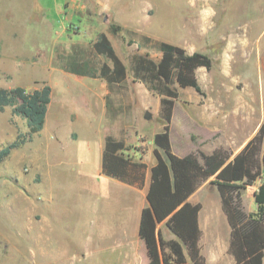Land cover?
I'll list each match as a JSON object with an SVG mask.
<instances>
[{
  "label": "rangeland",
  "instance_id": "rangeland-1",
  "mask_svg": "<svg viewBox=\"0 0 264 264\" xmlns=\"http://www.w3.org/2000/svg\"><path fill=\"white\" fill-rule=\"evenodd\" d=\"M234 1L231 7L221 6L216 36L204 40L234 37L242 42L227 53L218 45L205 47L211 68L195 71L203 95L177 87L170 140L179 156L218 148L234 156L264 122V0ZM184 10L182 0H0V88L32 90L49 84L51 111L56 113L31 142L0 164V264H118L121 249L101 236L119 223L126 209L127 217L136 211L144 192L130 186L116 192L112 181L98 176L100 138L111 135L123 141L125 156L148 168L154 163L151 141L163 128L161 97L133 79L129 61L134 54L159 58L143 41L146 36L136 31L157 41L196 43L198 32L184 20ZM111 24L121 27L119 34L111 32ZM101 32L109 37L127 76L109 85L103 124L96 122L91 132L84 117L77 125L69 117L81 99L63 108L68 99L65 76L51 67L97 73L103 63L110 65L92 50ZM221 32L223 40L218 38ZM70 129L79 130L78 141L64 140ZM26 131L25 121L11 116L9 108L0 112V148ZM49 161L53 174L48 173ZM262 182L243 191L246 213L255 211L253 194ZM198 197L204 205V238L219 243L223 264H233L215 186L204 183Z\"/></svg>",
  "mask_w": 264,
  "mask_h": 264
},
{
  "label": "trees",
  "instance_id": "trees-1",
  "mask_svg": "<svg viewBox=\"0 0 264 264\" xmlns=\"http://www.w3.org/2000/svg\"><path fill=\"white\" fill-rule=\"evenodd\" d=\"M109 27L114 35L121 31L119 25ZM142 38L151 44L159 58L155 61L147 54H134L130 57L129 71L133 79L161 97L159 117L163 123L162 130L152 139L155 164L150 168L147 206L141 209L139 219L138 237L144 242L147 264H205L198 247L201 205L191 204L187 199L207 181L220 196L221 210L230 228L227 251L234 264H263L264 122L234 156L223 148L210 154L201 151L185 156L174 154L169 131L175 100L179 97L177 87L192 88L203 95L195 71L209 70L212 61L203 53L189 54L179 46ZM92 50L110 63L101 65L100 77L109 84H120L126 79L125 66L104 33H99ZM50 100L51 87L45 83L32 90L20 86L0 88V112L9 108L11 116L24 120L27 127L25 133H18L12 142L0 148V164L43 129ZM124 149L123 141L110 135L105 137L100 174L141 188L146 165L125 156ZM258 180L263 182L253 194L255 211L246 213L242 208L243 191ZM161 222L179 241L162 239L156 229Z\"/></svg>",
  "mask_w": 264,
  "mask_h": 264
},
{
  "label": "crops",
  "instance_id": "crops-1",
  "mask_svg": "<svg viewBox=\"0 0 264 264\" xmlns=\"http://www.w3.org/2000/svg\"><path fill=\"white\" fill-rule=\"evenodd\" d=\"M182 1H183V4L185 5V10L183 12V18L185 21H188L189 24H191L190 27L192 29L193 28L196 29V32H198L199 40L196 43H190L189 41L184 40L183 44L176 43V42H173L170 44L183 48L189 54L194 53V52H199V53H203L207 55L208 51L205 49V47H211V46L218 45L219 47H221L220 52L227 53L229 50L234 49V45H237L240 42H242V41L236 40L234 37L226 38L225 40H223V38L225 37V34L222 32L220 34L218 33V38H221L223 41L207 42L206 40H204L207 38L206 36H208L209 34L214 33V35L216 36L215 32H216V29L219 27V24H218L219 19H221V17L218 18L219 9H221V6H224L225 8L231 7L235 3L234 0H230V1L229 0H182ZM212 4H215V9L212 8ZM188 26L189 25H186V27ZM136 32H138L142 36H146L151 39H156L155 37L149 34H146L144 31H136ZM107 38L109 40L108 36ZM96 40H97V37L92 41V45L94 44ZM51 68L52 70L53 69L60 70L63 76H65L64 79L66 81V94H67L68 99H66L67 101L64 102L65 104L63 105V108L67 109L68 108L67 106L70 104L69 101H72V99L74 100L81 99V100H77L79 102L78 105L80 108H77V110L75 109L76 112L73 114H70L69 116L70 119L74 121V124L77 125L80 123V120H82V117H84V120L90 127L89 129H91V132H93L96 122L100 123V125L103 124V119H104V115L106 111L105 97L108 94V89H109L110 84L104 78L100 77L99 71L97 73L92 72V71H89L87 73V72L79 71V70L78 71L72 70V69L67 70L62 67L54 68V66H52ZM52 96H53V89L51 87V97ZM175 105H176V102L174 104L173 110L175 108ZM51 108H52V99L50 100V104L48 105L43 128L46 126L48 122V117L51 116L54 120L56 119V113L52 112ZM99 130H100V127H99ZM170 130H171V123H170ZM78 133H80L78 129H75V130L70 129L67 131L66 138L64 140L72 143L73 141H75L74 140V137H75L76 140L78 141L79 140ZM103 133L104 131L101 132V135H103ZM155 133L152 134V138L155 135ZM106 136H104L102 140L100 138V142H99L98 176L105 177V179H108V181L110 182L112 181L114 183L113 184L114 190L118 189V187L120 186H125V187L130 186V185L124 184L122 182H119L117 180L111 179L109 177H106L100 174L101 158H102V152L104 148V139ZM169 136H170V131H169ZM250 138H248L244 142L241 148L245 145V143ZM54 139L55 141L59 142V138L54 137ZM170 143H171V140H170ZM171 148L173 151L172 144H171ZM154 164H155V161L151 165V167ZM50 165L52 166L51 161H49L48 173L53 174V171H51L52 168ZM151 167L148 168L146 166L145 180L141 188H138L136 186H130V187H135L137 189H142V191L144 192L143 197L137 203L138 205L135 209L136 211L132 212L130 217H127V213H126L127 209H126L124 211L123 217L120 216L119 223L115 225L114 228L110 230L108 233H103V235L101 236L107 239L109 245H113L115 247H118V249H121L118 254V258H117L118 264H147L148 263V258L146 255V248H145L144 242L140 240L138 237V228H139V219H140L141 209L147 206L145 196H146V193L149 187ZM203 186H204V183L201 186H199L196 189V191L187 199V201L191 204L199 203L201 205V209L198 213V228L200 230L198 247L200 250V254L204 258L205 264H223V259H224L223 250L221 249V247L218 246L219 243L211 241L210 238L208 239L207 237L206 239L204 238V205L199 199V197L197 198V195L202 193ZM117 195H119V193ZM219 201H220V196H219ZM220 208H221V205H220ZM128 222H130L129 226H128ZM227 227H228V245H229L230 228L228 226V223H227ZM156 229L161 233V237L163 240L179 241L174 236V234L171 233L164 226L163 222L159 223ZM227 249H228V246H227ZM204 250H206V252ZM142 256H145L146 259H143ZM233 264H234V259H233ZM263 264H264V257H263Z\"/></svg>",
  "mask_w": 264,
  "mask_h": 264
},
{
  "label": "water",
  "instance_id": "water-1",
  "mask_svg": "<svg viewBox=\"0 0 264 264\" xmlns=\"http://www.w3.org/2000/svg\"><path fill=\"white\" fill-rule=\"evenodd\" d=\"M145 118H149V114L148 113H145Z\"/></svg>",
  "mask_w": 264,
  "mask_h": 264
}]
</instances>
